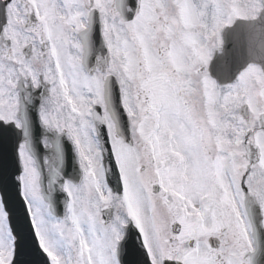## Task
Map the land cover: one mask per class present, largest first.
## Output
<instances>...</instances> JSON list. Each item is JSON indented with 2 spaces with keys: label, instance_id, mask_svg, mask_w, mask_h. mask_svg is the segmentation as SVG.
<instances>
[{
  "label": "snow or ice",
  "instance_id": "1",
  "mask_svg": "<svg viewBox=\"0 0 264 264\" xmlns=\"http://www.w3.org/2000/svg\"><path fill=\"white\" fill-rule=\"evenodd\" d=\"M0 264H264V0H0Z\"/></svg>",
  "mask_w": 264,
  "mask_h": 264
}]
</instances>
